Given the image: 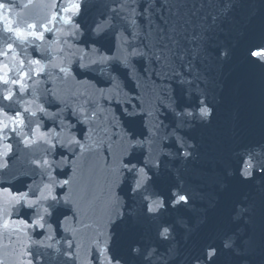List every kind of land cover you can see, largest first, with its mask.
Segmentation results:
<instances>
[{"label": "snow or ice", "instance_id": "6c2138e0", "mask_svg": "<svg viewBox=\"0 0 264 264\" xmlns=\"http://www.w3.org/2000/svg\"><path fill=\"white\" fill-rule=\"evenodd\" d=\"M252 6L251 0H221L219 11L224 19L218 24L217 16L212 15L213 25H207L210 15L207 10L212 5L205 3L190 5L187 0H152L150 7L143 9L150 15L154 8L160 13L161 23L155 28L156 43L147 52L132 47L126 55L119 58L120 63L128 68L131 64L130 56L146 58L147 53L151 52L153 68L164 61L171 74L165 73L163 76V99L146 134L138 135L125 128L119 137L126 148L122 158L111 169V182L116 188H121L129 175L132 181L127 199L118 192L111 195L110 206L113 210L93 241L99 257L98 264H219L222 251L229 256L227 264H264V183L261 185L262 197L258 208L255 202L248 205L237 202L232 188L233 178L242 185L252 183L257 177L264 179V143L257 150L244 144L242 139L244 135L254 134H259L264 139V117L258 128L254 125L243 129L235 128L227 137L225 147L219 149L213 157L214 166L204 170L211 191L207 190L208 185L186 187L189 181L176 167L187 165L199 154L198 144L189 133L212 121L215 108L210 97L217 88L213 68L217 64L222 67L225 62L230 61L237 49L243 50L246 62L264 68V14L258 22L250 18L247 25H243L236 16L228 14L233 9H239L243 13ZM259 6L264 8V0H259ZM123 7L115 5L110 11L115 13L117 9L123 10ZM52 8L58 11L53 12L47 23L59 19L64 25L71 26L68 34L74 38L78 32H82V25L74 20L83 11L81 0H63V6L53 2ZM130 11L133 13L130 23L135 24V9ZM11 13L12 5L0 2V24L6 33H10L21 43L29 38L43 41L44 32L50 31L47 24L40 25L43 32L35 31L37 25L34 23H28L26 29L20 27L11 18ZM109 27L110 21H106L105 24L97 23L91 31L96 37H100ZM130 43L125 37L123 44ZM0 57H6L10 61L4 63L0 60V85L5 86L0 90V97L9 102V107L12 103L20 106V110L12 113L0 107V161L13 150L12 144L7 143L9 133L21 137L20 142L25 147L40 141L48 146L52 157L57 154L60 156L59 160L46 155L42 160L32 161L47 178L37 186V192L30 195L28 191H14L0 186V190L10 195L7 207L0 206V229L14 228L25 235L28 229H39L41 232L37 234L47 232L45 238L51 241L54 239L52 233L58 228L63 227L65 232L70 233L72 230L69 221L76 220L71 193L60 195L72 181L58 179V172L54 175L57 169L68 166L75 171L76 161L60 152L57 145L73 155H76V147L83 151L85 145L75 135L65 133L63 125L60 132L52 128L45 131L42 130V121L36 120L30 132L24 131L27 127L24 113L33 118L37 113L45 119L56 116V113H50L43 104H38L36 99L13 100L14 88L22 96L30 87L26 80L40 76L46 71V66L39 59H17L12 43L0 49ZM25 68L28 70L25 71ZM59 70L66 71L65 68ZM13 73L18 78H13ZM55 99L53 95V100ZM124 111L129 119L139 115L127 108ZM73 114H76L75 109ZM168 116L173 117L171 123H165ZM88 119L89 117L84 116L82 122H87ZM145 143L149 146L148 155L142 162H132L131 158L137 148ZM233 158L237 163L235 168L231 164ZM7 166L0 162V169ZM154 180L159 181L160 188L156 187ZM27 187L32 190V185ZM165 187L168 189L167 196L163 194ZM243 199L247 200L248 197ZM62 204L72 211V215L70 217L67 213H61L54 228L50 218L60 212ZM15 206H22L28 212L35 209L34 215L29 218L26 213H22L21 219H4L6 215H11ZM225 209L230 213V226H225ZM170 211L181 214L169 219L167 213ZM211 213H215L214 218ZM190 215L196 216L195 223ZM201 226H209L206 239H219L220 245L212 242L197 245L194 252L180 260L177 230L184 234V239H188ZM2 235L0 231V237ZM32 243L52 247L51 244L45 245L40 241ZM66 243V261L68 264H75L79 257L73 249L78 246L72 240ZM257 248L259 258H250ZM21 264H34V261H22Z\"/></svg>", "mask_w": 264, "mask_h": 264}, {"label": "water", "instance_id": "95a60500", "mask_svg": "<svg viewBox=\"0 0 264 264\" xmlns=\"http://www.w3.org/2000/svg\"><path fill=\"white\" fill-rule=\"evenodd\" d=\"M0 2L12 5L11 18L16 20L20 27L26 29L28 23H34L37 25L35 31L43 32V28L40 27L42 24H47L50 29L44 32L43 41L29 38L21 43L10 33H6L0 24V49L12 43L17 59L25 61L39 59L46 66V71L40 76L26 80L30 87L22 96L19 90L14 88L13 100L36 99L38 104H43L50 113H56V116L45 119L37 113L33 118L24 113L27 124L24 131L30 132L36 120L42 121V130L45 131L52 128L60 132L63 125L65 133L70 132L85 145L83 151L78 147L74 149L76 155L57 145L60 152L76 161L75 171L68 166L54 172V175L59 173L58 179L72 181L71 185L60 193V195L71 193L73 199L72 210L75 211L76 220L69 221L72 231L69 233L65 232L63 227L58 228L52 233L54 239L49 241L45 238L47 232L43 235L37 234L41 232L39 229H28L27 235L15 231L14 228L0 229L3 233L0 237V264H21L27 260H33L34 264H68L64 256V252L68 250L66 243L68 240H72L73 244L78 246L73 249L79 257L75 264H98L99 257L93 247V241L113 210L110 206L111 195L118 192L121 197L127 199L132 181L129 175L121 188H116L111 182V169L122 158L126 148L119 137L125 128L138 135L146 134L147 128L158 114L157 109L163 99L161 94L164 88L163 76L165 73L171 74L164 61L153 68L151 52L147 53L146 58L130 56L131 64L128 68L120 63L119 58L126 55L132 47L147 52V49L156 43L155 28L161 23L160 13L155 8L151 10L152 15L143 11L145 7H150L152 0H81L83 11L74 20L82 25V32H78L74 38L68 34L71 26L64 25L59 19L47 23L53 12L58 11L52 8V3L56 2L63 6V0H0ZM251 2L253 6L246 12L233 9L228 14L236 16L243 25H247L250 18L258 22L260 16L264 14V8L259 6V0ZM187 3L212 5L207 10L210 13L207 25H213L212 15L217 16L218 24L223 22L224 17L219 11L221 0H187ZM115 5H123V10L111 12L110 9ZM131 9H135L136 12L135 24L130 23L133 19ZM106 21H110L111 27L100 37H96L91 29L97 23L105 24ZM125 37L131 42L129 45L123 44ZM0 60L10 63L6 57H0ZM60 68H65L66 71L61 72ZM27 70L25 68V71ZM213 75L217 78V88L210 97L215 108L212 121L209 125L199 126L189 133L198 144L199 154L187 165H176L181 173L186 175L189 181L186 185L188 188L208 185L204 170L214 166L213 157L219 149L225 147L227 137L235 128L243 129L249 125L258 128L264 117V68L246 62L242 49H237L233 58L222 67L217 64L213 68ZM13 78H18L15 73ZM4 87L0 85V90ZM53 95L56 97L55 100ZM0 107H4L10 113L20 110L19 104L12 103L9 107V102L3 101L2 97ZM125 108L139 115L129 119L125 115ZM84 116L89 117L87 122H82ZM172 120L173 117L168 116L165 123H171ZM9 137L7 143L12 144L13 150L0 161L8 165L7 168L0 169V186L9 187L14 191H28L31 195L37 192V186L47 179L44 172L33 165L32 161L42 160L44 156L51 154V150L40 141L25 147L20 142L21 137L14 133H9ZM55 139L54 137V142ZM242 139L244 144L257 150L260 144L264 143L259 134L244 135ZM148 151L147 143L137 148L131 158L132 162H142ZM50 158L59 160L60 156L50 155ZM231 164L233 168L237 167L234 158ZM153 183L160 188L158 180H154ZM262 183L264 179L260 177L246 185L239 184L236 178H233L235 200L242 205L255 202L258 208L262 197ZM28 185H32V190L27 187ZM207 190L211 191L210 185L207 186ZM163 194L167 196V187L163 188ZM245 196L248 197L247 200L243 199ZM9 200V193L0 190V206L7 207ZM34 212L35 209L28 212L22 206H15L11 215H6L4 219H21L22 213L31 218ZM61 213H67L70 217L72 215V211L62 204L60 212L50 218L54 228L55 221ZM180 214L170 211L167 216L174 219ZM211 215L214 218L215 213ZM256 215L258 219V211ZM190 218L195 223L196 216L190 215ZM224 222L225 226L231 225L227 209ZM208 231L209 226H201L199 231L184 239V234L178 229L179 259L183 260L196 250L197 245L206 242L219 246V239L211 241L206 239ZM256 231L258 238V225ZM33 241L51 244L52 247L38 246L33 244ZM250 258H259L258 248ZM228 260V254L222 251L219 264H227Z\"/></svg>", "mask_w": 264, "mask_h": 264}]
</instances>
